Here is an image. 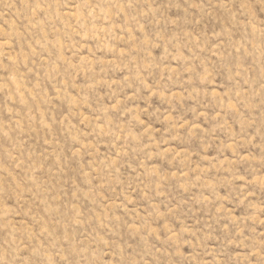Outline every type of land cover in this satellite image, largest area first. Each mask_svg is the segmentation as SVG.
Wrapping results in <instances>:
<instances>
[{
	"label": "rangeland",
	"instance_id": "rangeland-1",
	"mask_svg": "<svg viewBox=\"0 0 264 264\" xmlns=\"http://www.w3.org/2000/svg\"><path fill=\"white\" fill-rule=\"evenodd\" d=\"M0 264H264V0H0Z\"/></svg>",
	"mask_w": 264,
	"mask_h": 264
}]
</instances>
